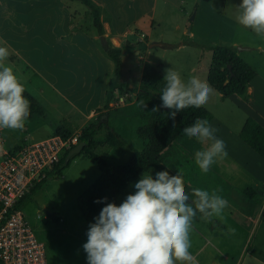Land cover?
<instances>
[{"label":"rangeland","instance_id":"obj_1","mask_svg":"<svg viewBox=\"0 0 264 264\" xmlns=\"http://www.w3.org/2000/svg\"><path fill=\"white\" fill-rule=\"evenodd\" d=\"M94 1L100 4L105 19V39L109 43L119 41L133 45L138 42L166 45L152 46L148 50L138 47V55L130 47L123 52L120 77L128 86L135 84L140 76L142 61L154 66L163 77L165 70L172 68L180 73L184 81L192 76L206 81L207 68L211 62L210 49L216 45L231 46L234 43L233 48L240 54V58L255 70L256 76L248 84L253 87L254 92L252 95L245 93L221 99L214 91L204 105L213 115L211 125L218 129V138L239 141L237 134L244 120L247 117L259 118L256 113H264V38L236 23L235 7L241 0ZM65 33L68 34V41L77 43V46L99 43L98 39L93 38L96 30L91 23V14L80 1L0 0V40L7 43L20 41L22 45L63 43L61 40L66 37ZM111 38L114 40H109ZM19 56L24 55L21 53ZM101 59V70L105 72L109 68L108 63L104 58ZM16 65L18 69L25 71L24 64L19 59ZM85 68L87 70L90 66L85 65ZM25 73L26 76L30 75L32 83L38 80L31 74V70ZM42 73L46 74L43 70ZM38 95L35 91L34 96L41 100ZM134 110V103L125 107L121 105L115 110L111 108L108 123L133 148L141 150L145 142L135 135L137 118ZM53 116L56 118V114ZM53 116L47 113L33 115L26 121L22 131L15 132L21 139L27 140L30 137L39 139L47 136L51 134V125L55 123ZM72 118L77 121L78 114L72 115ZM102 134L103 130L99 131L98 137ZM223 141L226 145L225 140ZM184 145L187 150L188 143L185 142ZM96 153L110 166H116L123 163L132 152L126 147H104ZM179 153L180 156L176 155L173 160L165 159L164 165L175 173L185 174L192 162L183 152ZM250 153L258 161H250V165L260 172L264 169V160L254 152ZM98 174L90 160L76 156L60 177L49 179L21 208L33 235L44 245L47 264H79L81 261L82 264H87L82 246L87 242L89 225L95 221L89 224L82 218L76 198ZM219 182L220 185L224 184L222 180ZM124 194L125 192L122 193ZM244 249L248 251V246ZM247 258L248 255L243 254V264H247Z\"/></svg>","mask_w":264,"mask_h":264},{"label":"crops","instance_id":"obj_2","mask_svg":"<svg viewBox=\"0 0 264 264\" xmlns=\"http://www.w3.org/2000/svg\"><path fill=\"white\" fill-rule=\"evenodd\" d=\"M89 1L97 5L99 9L100 22L102 31L104 32L102 35L94 33L93 36V38L98 39L99 43H83L77 46V43L68 41L69 37L67 33H65L66 37L61 40L63 43H29V45L23 43L22 45L20 41L17 43L15 40L13 43H7L11 55H9L6 63L13 68L15 74L21 79L25 86V91L40 104L43 113L52 116L56 114V118L53 116L55 123L51 125V134L39 139L30 137V141L41 140L53 135L55 129L59 126L70 131L80 132L81 128L88 121L94 120L97 117L100 120L101 115L105 113L100 109L105 102L109 82L114 77L113 62L102 49V42L105 40L107 41V39H105L107 38V34L105 32V19L101 13L100 4L94 0ZM50 8H52V4H50ZM106 27L109 29L108 25H106ZM40 36L43 37L42 34ZM101 36H103V39H101ZM109 40L112 41L114 38ZM109 44L112 47H121L122 44L133 47L132 43H119V41ZM149 45L150 44L145 43L144 49L148 50V48H151ZM231 46H234V43ZM131 49L135 50L134 53L138 55L139 50H137V47ZM21 53H23L24 56H19ZM101 57L108 63L109 68L106 69L105 72L101 70ZM17 59L24 64L23 69H25V71L17 68ZM216 64L218 66L221 65L219 61H216ZM85 65H89L90 68L86 70ZM29 70H31V74H33V76L35 75L38 79L34 83H32L30 75H25V72ZM42 70L44 73L46 72V74L43 75ZM255 76L256 73L249 82H251ZM140 77L141 72L135 84H130L128 86V84H125V82L121 80L119 75L117 85L109 103L110 110L111 108L115 110L121 105L123 107L127 105L130 106L134 103L136 89L140 84ZM44 84L45 86L43 87ZM248 84L245 93L246 95H252L254 92L253 87ZM33 87H35V90H33ZM35 91L39 93L38 97L41 98V100L34 96ZM216 93L220 97V94L218 92ZM114 105L117 107L115 108ZM203 107L208 110L207 107ZM74 114H78L77 121H74L72 118ZM256 115H258L259 118L252 119L264 128V113L259 112V114L256 113ZM106 116V120L102 119L100 121H107L109 125V115L106 114ZM212 119L213 115L209 122L210 125L213 122ZM216 126L219 128V124ZM102 130L104 132V129ZM2 132L4 142L7 146L17 145L18 141L21 140L15 130L9 129L6 131L2 129ZM223 140L227 143L225 145L227 157L217 159L216 163L212 165L207 174L201 173L194 163L195 151L202 150L207 145H201L195 138L189 139L181 133L174 140L172 147L168 148L163 153L164 160H173L176 155L180 156V151L183 152L185 156H188L189 160L192 162V166L188 172L182 174L185 186L190 189L200 188L209 191L212 189H220L221 191L218 194L228 201V207L225 208L222 213L223 219L221 220L217 217L211 219V221L220 223L225 231L220 228H211V221L208 220L199 218L193 221L192 231L190 233V252L195 257L196 264H243V254L248 255L247 264H264V218L262 216L264 213V169L257 172L250 165V161L258 163L257 159H255L250 151L254 152L257 156L259 155L239 137V141H230L226 138ZM185 142L189 145L187 150L184 148ZM259 157L262 158L261 156ZM174 174L176 173L174 172ZM140 175L141 174L125 185L110 203L119 206L126 199L127 195L134 194V185L138 182L137 178H139ZM60 176H54L51 179ZM221 180L224 182L223 185H220L219 181ZM92 182H88L89 184L87 187H89ZM123 192H125L124 195H122ZM99 213L91 220L85 221L90 224L95 217L99 216ZM230 229H234L235 231H230ZM246 244L248 246V251L244 249L247 248ZM86 262L87 260H85V263ZM79 264H82V261Z\"/></svg>","mask_w":264,"mask_h":264},{"label":"clouds","instance_id":"obj_3","mask_svg":"<svg viewBox=\"0 0 264 264\" xmlns=\"http://www.w3.org/2000/svg\"><path fill=\"white\" fill-rule=\"evenodd\" d=\"M235 8L236 23L264 38V0H241ZM6 45L0 40V129L22 131L30 115V101L24 96L21 79L6 63L10 55ZM163 82L161 107L171 110L173 121L184 109L203 107L215 91L196 76L184 81L172 68L165 70ZM138 106L144 108V101ZM217 132L207 119L199 117L182 130L189 139L207 145L194 153V163L203 174L217 159L227 157ZM134 188V194L127 195L119 206L106 203L89 225L87 242L82 246L87 264H196L190 252L193 221L197 213L208 221L223 219L228 201L218 194L221 190L194 188L190 197L182 174L170 175L168 171L155 173V178L143 173Z\"/></svg>","mask_w":264,"mask_h":264},{"label":"trees","instance_id":"obj_4","mask_svg":"<svg viewBox=\"0 0 264 264\" xmlns=\"http://www.w3.org/2000/svg\"><path fill=\"white\" fill-rule=\"evenodd\" d=\"M77 1H80L89 10L91 23L96 33L102 35L103 31L97 5L89 0ZM128 47H141L144 49L145 43L138 42L133 47L128 45L112 47L108 41L102 42L104 53L113 62L114 74L106 91L105 102L100 109L107 115H109V103L120 75L121 55L125 50L129 49ZM210 50L211 62L208 65L206 73L207 83L220 94L221 99L231 94L244 95L249 80L255 75L254 69L240 58L233 46L216 45ZM216 61H219L221 65L218 66ZM227 66L230 67L229 70ZM163 80L164 78L154 66L142 61L140 84L136 89L134 99V115L137 118L135 135L138 139L145 142L141 150L133 148L114 128L107 124V121H100L98 117L90 120L81 128L79 133L78 141L85 142V146L81 151L73 155L67 163L63 162L66 154L64 153L50 178L37 183L20 199L18 206L22 207L26 201L32 199L34 194L42 189L49 179L54 176H60L76 156L86 157L95 165L100 173L76 199L78 209L86 221L91 220L99 213L106 206V203H110L118 192L139 174L151 173L153 178H155V173L168 171L170 175H175L168 166L164 165V151L172 147L174 140L182 133L184 127L191 126L198 117L207 119L210 122L212 114L204 107L199 109L190 107L178 112L174 121L170 119L169 113L171 110L161 107L160 94L165 86ZM24 96L30 101V115L28 119L33 115H41L43 110L40 104L26 91L24 92ZM141 100L144 101V108L138 106V102ZM154 108L158 109V111L153 112ZM102 129H104V132L98 137V133ZM70 133L72 132L59 126L55 129L53 135L65 137ZM238 137L264 159V128L258 122L251 117H247L238 132ZM104 147H126L132 153L123 163L110 166L96 153L97 150ZM185 190L191 197L193 189L185 186ZM104 198H107L105 203H96V201L104 200ZM262 216L264 218V213ZM199 218L201 216L197 213L194 221ZM210 227L220 228L225 231L224 227L215 221L210 222Z\"/></svg>","mask_w":264,"mask_h":264},{"label":"built area","instance_id":"obj_5","mask_svg":"<svg viewBox=\"0 0 264 264\" xmlns=\"http://www.w3.org/2000/svg\"><path fill=\"white\" fill-rule=\"evenodd\" d=\"M79 133L37 141L23 138L7 146L0 129V264H47L44 245L18 204L37 183L50 178L63 154L78 142Z\"/></svg>","mask_w":264,"mask_h":264},{"label":"water","instance_id":"obj_6","mask_svg":"<svg viewBox=\"0 0 264 264\" xmlns=\"http://www.w3.org/2000/svg\"><path fill=\"white\" fill-rule=\"evenodd\" d=\"M101 39H103V36H101ZM152 46H160V47H164L166 46L165 44H157V43H153V44H150L149 47H152ZM229 66H227V69L229 70ZM226 82V81H225ZM106 114L103 113L100 117V120L102 119H105L106 120ZM85 146V142L84 141H78L73 147H71L65 154L64 156V160L63 162L64 163H67L68 160L75 154H78L81 149Z\"/></svg>","mask_w":264,"mask_h":264}]
</instances>
